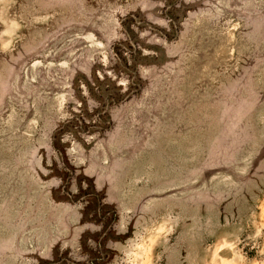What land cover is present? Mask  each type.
Segmentation results:
<instances>
[{
  "label": "rangeland",
  "instance_id": "rangeland-1",
  "mask_svg": "<svg viewBox=\"0 0 264 264\" xmlns=\"http://www.w3.org/2000/svg\"><path fill=\"white\" fill-rule=\"evenodd\" d=\"M0 264H264V0H0Z\"/></svg>",
  "mask_w": 264,
  "mask_h": 264
}]
</instances>
